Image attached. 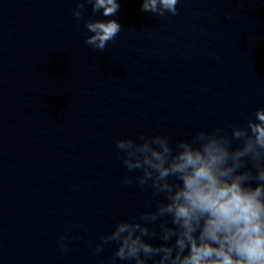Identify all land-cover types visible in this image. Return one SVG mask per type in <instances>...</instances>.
<instances>
[{
	"label": "clouds",
	"instance_id": "clouds-1",
	"mask_svg": "<svg viewBox=\"0 0 264 264\" xmlns=\"http://www.w3.org/2000/svg\"><path fill=\"white\" fill-rule=\"evenodd\" d=\"M178 3L142 0L140 10L177 15ZM87 4L103 17L120 9L118 0H77L78 23ZM84 26L91 33L84 43L100 51L122 30L116 19ZM116 148L129 173L139 170L122 184L150 186L155 206L148 201L138 217L119 220L96 253L115 243L112 264H264V108L230 134L218 126L175 143L166 134L123 138Z\"/></svg>",
	"mask_w": 264,
	"mask_h": 264
}]
</instances>
